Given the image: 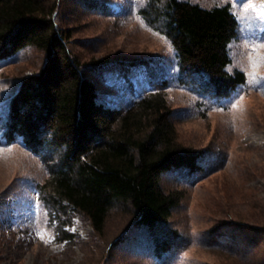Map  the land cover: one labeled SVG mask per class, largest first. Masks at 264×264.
Returning a JSON list of instances; mask_svg holds the SVG:
<instances>
[{"label": "rangeland", "instance_id": "374dc122", "mask_svg": "<svg viewBox=\"0 0 264 264\" xmlns=\"http://www.w3.org/2000/svg\"><path fill=\"white\" fill-rule=\"evenodd\" d=\"M143 1L46 0L53 27L106 105L120 108L135 89L152 87L143 66L125 68V82L111 63L146 60L160 72L173 71L168 41L137 15ZM188 1L230 6L239 34L229 45L227 70L246 76L227 107L204 103L173 82L163 92L177 145L200 154L205 172L161 176L165 192L181 195L166 224L141 225L130 205L116 202L96 233L81 214L50 215L43 200L46 162L19 142L0 139V264H264V0ZM44 64L35 47L0 61V118L21 80ZM154 239L166 249L157 257Z\"/></svg>", "mask_w": 264, "mask_h": 264}, {"label": "trees", "instance_id": "16d2710c", "mask_svg": "<svg viewBox=\"0 0 264 264\" xmlns=\"http://www.w3.org/2000/svg\"><path fill=\"white\" fill-rule=\"evenodd\" d=\"M45 4L0 0V61L26 47L45 54L43 68L24 77L8 101L0 139L19 142L46 162L43 200L50 215L81 214L100 233L109 210L120 202L133 208L141 225L166 224L181 195L165 192L161 176L175 170L195 178L205 171L200 154L177 145L163 92L173 82L216 107H227L239 96L246 76L227 70L229 45L239 34L235 15L228 4L144 0L137 15L168 41L173 71L160 72L146 60L111 63L125 82V68L143 66L144 81L152 86L135 89L134 99L118 108L101 101L95 84L82 73L83 65L64 45L61 30L53 27L52 8ZM93 67L97 73L105 64ZM64 225L62 221L59 228ZM153 242L155 257L162 255V242Z\"/></svg>", "mask_w": 264, "mask_h": 264}]
</instances>
